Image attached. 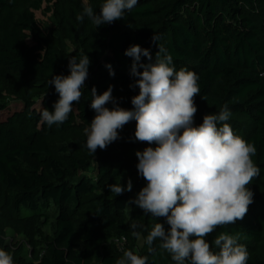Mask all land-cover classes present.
<instances>
[{
	"label": "trees",
	"instance_id": "1",
	"mask_svg": "<svg viewBox=\"0 0 264 264\" xmlns=\"http://www.w3.org/2000/svg\"><path fill=\"white\" fill-rule=\"evenodd\" d=\"M73 1L0 0V88L11 96L3 100L0 90V249L12 254L14 264H116L129 250L147 256L148 264H175L160 240L154 241L152 252L146 243L156 223L166 232L170 229L166 218L131 203L147 185L138 174L136 152L157 145L137 141L132 120L118 130L116 141L93 154L83 129L96 115L90 107L93 87L102 94L112 86L115 104L108 102L109 109L133 108L131 99L139 88L130 87L137 77L131 75L133 59L124 53L139 45L154 60L155 35L177 70L187 68L199 78L194 126L227 105L231 115L226 123L255 146L252 160L260 175L248 185L253 203L242 220L216 228L206 240L218 252L212 242L221 233L237 236L249 254L247 264H264V0H138L111 24L96 27L84 15L75 50L66 51L64 39L57 42L36 12L44 7L65 22L62 15ZM104 2L87 0L83 14L87 6L99 14ZM86 54L90 64L81 99L73 102L64 124L42 122L43 108L54 111L59 100L48 82L55 75H69V59ZM140 62L149 61L141 56ZM11 100L21 108L10 110ZM4 112L9 113L6 118ZM59 140L68 141L59 147ZM129 179L130 192H110L108 185L126 187ZM51 217L48 234L43 227ZM131 224L137 226L138 237L132 235ZM8 227L28 238V250L23 243L12 248L6 242Z\"/></svg>",
	"mask_w": 264,
	"mask_h": 264
},
{
	"label": "clouds",
	"instance_id": "2",
	"mask_svg": "<svg viewBox=\"0 0 264 264\" xmlns=\"http://www.w3.org/2000/svg\"><path fill=\"white\" fill-rule=\"evenodd\" d=\"M137 2L105 0L99 14L87 6L77 20L82 21L86 15L96 27L111 24L121 20L125 10L130 11ZM158 39L153 35L158 47L154 60L150 50L139 45L125 50L124 54L133 59L131 75L137 77L130 87L139 88V94L131 99V110L105 106L110 101L115 104L112 86L102 94H97L95 87L91 89L90 107L96 115L90 128L85 129L86 146L93 154L97 148L106 149L119 138L118 130L135 120V139L157 147L136 152L138 174L147 185L131 203L153 217L166 218L170 225L167 232L160 223L152 226L146 236L149 251H154L151 246L160 240V248L171 254L175 264H247L249 254L237 242V236L221 233L212 242L218 252L212 250L206 237L218 227L242 220L253 203L254 193L248 185L260 175V168L252 160L255 146L236 135L226 123L231 115L227 105L218 114L204 115L203 122L194 126L199 78L187 68L177 70L171 55L157 44ZM141 56L149 62L141 63ZM89 64L87 54L79 60L72 56L68 62L70 74L51 78L48 85L55 87L59 100L54 111L43 108L42 122L49 126L64 124L73 102L83 95ZM106 67L114 76L111 65ZM260 75L264 77V73ZM108 188L116 196L122 195L132 190V181L129 179L126 187L110 184ZM136 227L130 225L132 235L138 237ZM0 264H14L12 254L0 249ZM116 264H148V257L129 250Z\"/></svg>",
	"mask_w": 264,
	"mask_h": 264
},
{
	"label": "rangeland",
	"instance_id": "3",
	"mask_svg": "<svg viewBox=\"0 0 264 264\" xmlns=\"http://www.w3.org/2000/svg\"><path fill=\"white\" fill-rule=\"evenodd\" d=\"M87 0H74L68 9L64 12L65 14L62 15V17L65 19V22H61L59 18L55 17L54 13L45 11L44 7L42 10L36 12V17L39 21V23L42 25V27L46 28L50 31V33L53 34V37L57 42L62 41L64 39V44L66 43L65 50L66 51H73L75 50L73 41L75 38V35L80 31V23L81 20H77L78 15L83 14L82 5H86ZM61 17V16H60ZM108 53V52H107ZM129 66L126 65V68ZM139 71L142 69H138ZM2 92V99L5 100L6 98H10L11 96L4 91V88H0ZM22 104L16 100H11L9 102L8 107L10 110H19L21 108ZM34 107L39 110L41 108L40 100H37L35 102ZM9 113L4 112L2 115V118H6ZM90 128L89 126H83V129ZM68 140H59L57 142L58 146H62L65 144ZM69 143V142H68ZM49 210L53 212L55 209L53 207H50ZM23 212H28L27 209H23ZM53 221V218H49L47 225L43 227V230L46 233H52V225L51 222ZM5 240L7 243L11 245L13 248L16 243H23L26 250L30 248V242L26 236H24L21 233H18L15 229L8 227L5 229ZM117 242V241H116ZM118 243V242H117ZM141 244V240H139V245Z\"/></svg>",
	"mask_w": 264,
	"mask_h": 264
},
{
	"label": "built area",
	"instance_id": "4",
	"mask_svg": "<svg viewBox=\"0 0 264 264\" xmlns=\"http://www.w3.org/2000/svg\"><path fill=\"white\" fill-rule=\"evenodd\" d=\"M124 240H125V239L122 237L121 239H118L117 242H118L119 245H122L123 242H124Z\"/></svg>",
	"mask_w": 264,
	"mask_h": 264
}]
</instances>
